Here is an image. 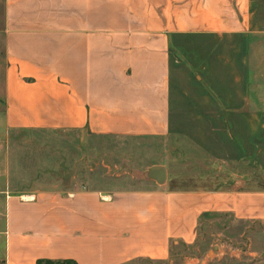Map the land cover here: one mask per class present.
I'll list each match as a JSON object with an SVG mask.
<instances>
[{
    "label": "crops",
    "instance_id": "obj_1",
    "mask_svg": "<svg viewBox=\"0 0 264 264\" xmlns=\"http://www.w3.org/2000/svg\"><path fill=\"white\" fill-rule=\"evenodd\" d=\"M263 89L264 0H0L1 139L86 132L183 159L157 149L143 169L163 184L9 194L0 264H170L219 219L264 247ZM233 249L183 264H264Z\"/></svg>",
    "mask_w": 264,
    "mask_h": 264
},
{
    "label": "rangeland",
    "instance_id": "obj_2",
    "mask_svg": "<svg viewBox=\"0 0 264 264\" xmlns=\"http://www.w3.org/2000/svg\"><path fill=\"white\" fill-rule=\"evenodd\" d=\"M260 92L264 94V89ZM1 145L4 150H0V260L5 257L6 242L2 235L9 194L29 196L43 190L67 193L83 189L109 193L132 189L141 183L139 178L147 170L143 167L158 155L157 149L169 150L167 157L171 162L183 160L179 152L173 155V146L181 147L174 142L98 137L86 132L12 131L0 138ZM233 174L235 171L227 168L225 183ZM257 229L253 224L233 225L227 219L209 221L201 241L191 250L174 256L170 264H183L186 258L207 254L214 257L225 243L234 247V252H242L243 258H253L250 254L259 251L258 258L264 261L263 245L250 239Z\"/></svg>",
    "mask_w": 264,
    "mask_h": 264
},
{
    "label": "water",
    "instance_id": "obj_3",
    "mask_svg": "<svg viewBox=\"0 0 264 264\" xmlns=\"http://www.w3.org/2000/svg\"><path fill=\"white\" fill-rule=\"evenodd\" d=\"M142 177L145 179L156 180L160 184H163L166 181L167 173L165 168L153 167L144 172Z\"/></svg>",
    "mask_w": 264,
    "mask_h": 264
}]
</instances>
